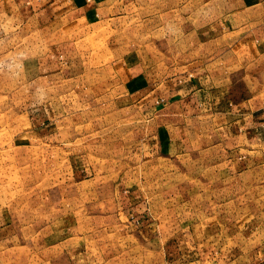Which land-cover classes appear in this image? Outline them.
Here are the masks:
<instances>
[{
	"label": "rangeland",
	"instance_id": "obj_1",
	"mask_svg": "<svg viewBox=\"0 0 264 264\" xmlns=\"http://www.w3.org/2000/svg\"><path fill=\"white\" fill-rule=\"evenodd\" d=\"M214 1L0 0V264H264V155L172 98Z\"/></svg>",
	"mask_w": 264,
	"mask_h": 264
},
{
	"label": "crops",
	"instance_id": "obj_2",
	"mask_svg": "<svg viewBox=\"0 0 264 264\" xmlns=\"http://www.w3.org/2000/svg\"><path fill=\"white\" fill-rule=\"evenodd\" d=\"M68 1L76 12L84 13L93 7L91 0ZM221 1H214L215 9L221 13L216 26L220 33L215 35L214 59L199 57L188 64L185 80L173 91L172 98H182L185 103V127L189 126V115L193 112L203 117L213 107L220 111L221 115L216 117L228 119L224 126L229 131L226 135L231 152H247L245 163L251 165L253 152L260 149L264 155V0ZM75 16L68 19L76 20ZM223 36L226 37L222 46L223 39H218ZM79 65L73 58H66L60 62V70L73 73ZM201 128L204 126L200 121L198 133ZM167 135L173 144L170 147L174 148L177 144L171 130ZM182 145V149L188 148V139Z\"/></svg>",
	"mask_w": 264,
	"mask_h": 264
}]
</instances>
